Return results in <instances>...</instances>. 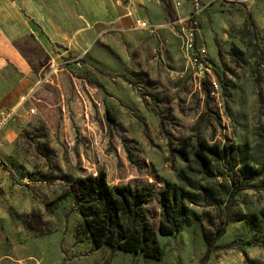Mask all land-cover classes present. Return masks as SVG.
Segmentation results:
<instances>
[{
  "label": "rangeland",
  "instance_id": "obj_1",
  "mask_svg": "<svg viewBox=\"0 0 264 264\" xmlns=\"http://www.w3.org/2000/svg\"><path fill=\"white\" fill-rule=\"evenodd\" d=\"M157 1L149 29L92 35L68 62H50L30 38L15 45L23 67L7 64L32 90L0 176V264H199L224 209L230 222L204 264H264V231L245 222L264 210V170L250 181L241 173L264 163V6H209L190 50L187 14ZM186 140L190 152L202 140L219 146L210 176L179 156ZM182 171L201 189H190L197 196L179 230L160 236L161 190ZM97 174L109 185L152 188L143 209L160 260L93 248L68 183Z\"/></svg>",
  "mask_w": 264,
  "mask_h": 264
},
{
  "label": "crops",
  "instance_id": "obj_2",
  "mask_svg": "<svg viewBox=\"0 0 264 264\" xmlns=\"http://www.w3.org/2000/svg\"><path fill=\"white\" fill-rule=\"evenodd\" d=\"M209 6L221 2L264 6V0H199ZM177 10L187 14L189 0H180ZM161 14L157 0H0V109L14 111L15 117L0 127V157L10 161L18 129L24 124L23 104L31 83L7 64L23 67L16 44L30 38L49 61L71 57L88 45L92 35L133 28L136 19L157 21ZM26 64V62H25ZM27 65V64H26ZM5 168H0V176Z\"/></svg>",
  "mask_w": 264,
  "mask_h": 264
},
{
  "label": "trees",
  "instance_id": "obj_3",
  "mask_svg": "<svg viewBox=\"0 0 264 264\" xmlns=\"http://www.w3.org/2000/svg\"><path fill=\"white\" fill-rule=\"evenodd\" d=\"M215 44H217L216 40ZM188 147H190L189 141L186 140L179 148V156L185 162L193 163L192 165L203 175L210 176L213 173V162L223 157L219 146L209 145L202 140L193 151L190 152ZM186 170L190 171L191 166ZM263 170L264 163L256 172L243 168L241 170L244 175L243 180H253ZM176 182L165 184L161 190V213L158 225L160 236H171L179 230L182 218L190 212L187 204L197 196L190 189H201L195 181L186 176L185 171L177 175ZM239 184L231 194H235L236 190H242L241 182ZM68 189L76 212L82 219L95 250L106 245L111 249L112 254L123 251L132 255H141L143 258L161 259L163 251L156 242L154 230L143 209L152 196L150 186L135 188L129 184L109 185L103 174H97L74 178L69 181ZM229 222V216L224 209L222 226L208 235L207 247L199 264H204L212 251L220 249L215 242L224 235L225 226ZM245 222L254 231L263 232L264 210L249 215ZM234 242L244 246L254 245V240L237 239Z\"/></svg>",
  "mask_w": 264,
  "mask_h": 264
},
{
  "label": "built area",
  "instance_id": "obj_4",
  "mask_svg": "<svg viewBox=\"0 0 264 264\" xmlns=\"http://www.w3.org/2000/svg\"><path fill=\"white\" fill-rule=\"evenodd\" d=\"M175 7L180 6V0H171ZM190 1V10L187 15L184 17V21H188L190 23V27L185 30V38L187 43V48L193 49V38L197 32L198 19L203 14V12L208 8V5L201 3L199 0H189ZM133 28L137 29H149L150 26L146 21L141 19H136L133 23ZM196 59L195 63L198 69L201 71L204 69L205 65V50L198 49L196 50ZM68 61H71V57L65 58ZM76 61V59H73ZM33 110H30L32 113ZM15 116L14 111L11 110H2L0 109V127L9 120H12ZM6 164L3 159L0 157V168H5Z\"/></svg>",
  "mask_w": 264,
  "mask_h": 264
}]
</instances>
